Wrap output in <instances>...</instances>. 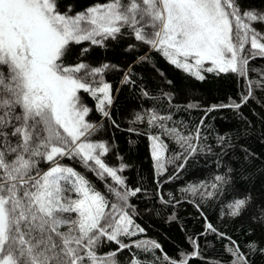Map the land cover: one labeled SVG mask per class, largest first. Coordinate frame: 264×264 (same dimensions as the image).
Instances as JSON below:
<instances>
[{
	"label": "snow or ice",
	"instance_id": "6c2138e0",
	"mask_svg": "<svg viewBox=\"0 0 264 264\" xmlns=\"http://www.w3.org/2000/svg\"><path fill=\"white\" fill-rule=\"evenodd\" d=\"M252 22L264 24V10L242 9L238 0H106L78 12L70 5L61 11L58 0H0V264H116V252L130 247L119 238L143 231L132 230L126 211L128 197L140 189L129 191L117 174L123 166L118 170L103 161L108 146L91 139L97 126L86 119L91 109L80 96L89 94L109 117L112 85L104 74L116 66H92L78 58L65 63L71 44L103 46L127 34L199 80L202 71L244 76L249 56L264 57V32ZM207 62L211 66L204 68ZM129 81L126 73L123 82ZM251 94L249 82L242 103ZM158 119L152 114L148 122ZM170 133L195 151L192 137ZM150 139L157 171L163 172L166 145L157 136ZM64 158L111 177L124 191L109 185L110 202L85 175L63 165ZM250 200H235L230 214L239 216ZM207 228L216 232L212 224ZM107 242L119 248L100 253ZM228 250L235 256L232 264H248L238 248ZM198 254L197 245L193 255ZM179 264H187V258Z\"/></svg>",
	"mask_w": 264,
	"mask_h": 264
},
{
	"label": "trees",
	"instance_id": "16d2710c",
	"mask_svg": "<svg viewBox=\"0 0 264 264\" xmlns=\"http://www.w3.org/2000/svg\"><path fill=\"white\" fill-rule=\"evenodd\" d=\"M102 2L106 0H58V7L66 11L70 5L78 12ZM238 2L242 9L264 10V0ZM252 24L264 32V24ZM69 48L65 63L78 58L92 66H116L104 74L114 96L109 117L96 109L94 98L80 93L91 109L86 119L97 126L91 139L108 146L103 161L118 170L123 166L117 174L129 191L140 189L128 197L126 211L134 227L143 231L119 238L130 247L116 252V264H170L173 260L179 264L185 258L187 264H232L235 256L230 248H238L248 264H264V220L260 218L264 211V57L250 59L256 73L253 80L233 72H205L199 80L127 34L103 46L84 41ZM83 48L88 51L81 56ZM126 73L129 82H123ZM249 82L252 94L242 103ZM233 103L241 106L230 107ZM152 114L161 119L150 124ZM170 130L192 137L189 143L195 151ZM153 136L166 145L162 174L157 173L151 153ZM61 163L85 175L110 202L114 196L109 185L124 191L111 177L97 176L77 159L64 158ZM40 167L47 169L48 164ZM245 197H251L248 207L239 216L231 215L229 205ZM197 245L199 254L193 255ZM118 248L117 243L107 242L99 252Z\"/></svg>",
	"mask_w": 264,
	"mask_h": 264
},
{
	"label": "rangeland",
	"instance_id": "374dc122",
	"mask_svg": "<svg viewBox=\"0 0 264 264\" xmlns=\"http://www.w3.org/2000/svg\"><path fill=\"white\" fill-rule=\"evenodd\" d=\"M250 45H246L245 46V51H244V55H246V56H249V52H250ZM252 57L251 56H249V62H248V66H247V74L246 75H244L245 77H246V79H248V80H253L255 77H254V75L256 74L255 72H253V67H252V65H251V59ZM167 59V58H166ZM168 60V59H167ZM169 61V60H168ZM189 62H192V61H189ZM175 66V65H174ZM211 66V64H210V62H207L205 65H204V68H207V67H210ZM180 69H182V68H180ZM183 71H185L184 69H182ZM186 72V71H185ZM205 72H207V71H202V75L204 76V73ZM215 72V71H214ZM186 73H188V74H190L189 72H186ZM217 73H219V72H217ZM191 75V74H190ZM193 76V75H192ZM195 77V76H194ZM113 101H114V96H113V92H112V104H113ZM112 104L110 105V106H108L107 107V110H109L110 109V107L112 106ZM160 139V138H159ZM151 141V153H152V143H153V141L152 140H150ZM160 141L162 142V140L160 139ZM163 143V142H162ZM166 150H165V152H164V157H163V160H164V169H165V166H166V161H167V157H166ZM154 159V158H153ZM154 162H155V166H156V164H157V162L155 161V159H154ZM156 170H157V167H156ZM165 171V170H164ZM163 171V172H164ZM163 172H158L157 171V173L158 174H162ZM133 231H135V227H133V229H132Z\"/></svg>",
	"mask_w": 264,
	"mask_h": 264
}]
</instances>
